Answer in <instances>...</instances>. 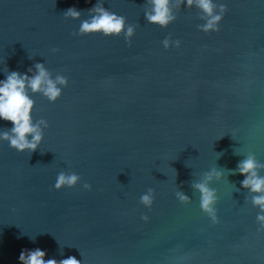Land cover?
<instances>
[{
    "label": "water",
    "instance_id": "obj_1",
    "mask_svg": "<svg viewBox=\"0 0 264 264\" xmlns=\"http://www.w3.org/2000/svg\"><path fill=\"white\" fill-rule=\"evenodd\" d=\"M211 2L216 31L186 0L164 27L151 0H0V80L40 64L59 89L26 86L35 150L0 139V264L35 249L58 264H264L262 193L238 168L251 158L264 178V0ZM95 7L132 35L81 33ZM60 173L76 184L55 188Z\"/></svg>",
    "mask_w": 264,
    "mask_h": 264
},
{
    "label": "clouds",
    "instance_id": "obj_2",
    "mask_svg": "<svg viewBox=\"0 0 264 264\" xmlns=\"http://www.w3.org/2000/svg\"><path fill=\"white\" fill-rule=\"evenodd\" d=\"M186 2L188 6H191L195 2L207 15L208 20L203 26L204 31L217 30V23L221 20V15L214 14V5L211 0H186ZM151 3L153 11L152 14H146L147 20L161 27L166 26L173 19L169 9V0H151ZM91 11L95 14L92 15L89 21H83L81 23V33H101L104 36H118L124 31L126 38L132 35L133 29L131 27H127L125 30L123 17L109 13L102 7H95ZM223 11L224 8L221 6L220 12L223 13ZM67 15L78 18L79 12L74 9H69ZM164 44L167 47L168 42L164 41ZM36 69L37 74L32 77L13 71L5 79L0 80V120L11 122L13 126L11 129L13 135L9 136L8 133H0V139L7 140L9 145L17 151H24L25 149L35 150L41 140L38 127L31 122L30 111L33 102L26 93V86L31 88L33 92L42 90L49 100H55L59 96V89L49 79L42 65L37 64ZM57 79L59 83H64L62 78ZM29 134H31V140L27 138ZM255 167L256 164L251 158L242 161L238 166L239 172L245 175L242 186L250 188L252 192L262 193L253 198V203L264 211V178L257 176L254 171ZM77 180L78 177L75 174L66 176L60 173L54 187L57 189H60L62 186L71 187L76 184ZM197 187L202 193V209L209 215H213L212 203L214 198L212 192L203 184L197 185ZM184 199L186 198L181 196V200ZM141 200L145 205L151 202L148 196L141 197ZM258 220L261 222V227H264V216H258ZM18 260L20 264H58L54 259H45V252L41 249L30 250L27 254L22 250ZM59 264H79V261L74 257H68L59 261Z\"/></svg>",
    "mask_w": 264,
    "mask_h": 264
}]
</instances>
